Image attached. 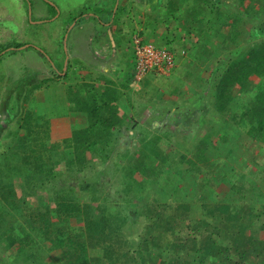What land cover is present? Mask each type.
I'll use <instances>...</instances> for the list:
<instances>
[{
  "label": "rangeland",
  "instance_id": "374dc122",
  "mask_svg": "<svg viewBox=\"0 0 264 264\" xmlns=\"http://www.w3.org/2000/svg\"><path fill=\"white\" fill-rule=\"evenodd\" d=\"M47 1H50L49 4L52 3L51 8H48L43 0H0V46H10L0 55V122L9 116L10 122L14 117H19L20 121L21 119L28 121L33 129L31 130L33 137L30 136L28 143L38 145V141L39 144L44 142L48 151L43 158L47 163L57 162L56 167L61 171L59 175L61 177L52 179L39 195L47 196L49 190H68L74 187L76 188L74 195L79 199L81 206L85 201H89V196L81 197L78 192L80 190L77 187L83 184V187L85 185L91 187L90 190L96 189L97 197L100 195V199L107 198L112 209L121 211V215L126 217V225L119 235V240L124 242L118 243V246L130 241L138 245L129 250L130 258L123 257L114 264H139L140 258L134 257V251L144 244L150 245L151 249L148 256L142 253L147 264L155 261L154 251L159 248L162 251L160 261L156 259L157 262L200 264L211 261V264H218L211 254L206 257L202 253L203 229L199 231L195 228L196 225H200V221L205 219L219 227L227 224L225 212L220 213L219 219L213 214L217 215L222 206L229 205L232 210L238 208L239 219L236 220L240 224L252 227L253 230L264 224L262 216L264 200L255 196L259 191L261 195L264 194V145L253 141L247 135V130L258 121V116L254 115L251 107L255 106L257 95L264 90V75L262 77L252 75L242 88H231L223 98H220L218 87V81L230 64L245 60L250 50L258 49L264 42V0H198L203 9L209 10L207 17H212L207 22L208 28L200 24L196 29L189 28L190 31L185 32L183 27H177L175 32V26H171V19L167 16H170L169 13L173 15L171 9L176 7V11H180L178 15L175 14L176 19H181V22L178 20L177 23L182 26L193 0ZM114 3L112 20L117 19L116 15L120 11L116 25L118 29L121 28L123 35L128 36L126 40L140 34L148 44L155 46L171 42L176 53L175 61L182 57L188 60V64L180 69L175 66L172 74L168 76H160L156 71H152L142 79L136 80L131 73V80L137 83V86L129 87V91L124 90V96L118 99L120 103L118 106L123 113V123L119 128L112 129L116 130L114 132L116 135L115 140L109 143L111 152L108 158L104 163L94 161L87 171L76 173L75 166L67 167L66 158L71 151L63 153V149H66L68 144L71 145L70 138L61 141L52 139L54 143L47 139L49 122L35 118L36 115L30 111L31 103L28 105V101L29 99L31 101L32 89L43 83L41 80L43 76H47L48 79L63 78L71 87L72 97L77 95L78 99H83L85 94H89L88 91L91 92L90 83L83 81L78 84L77 75H71L74 76L71 78L68 77V73H62L66 57L63 40L75 26L74 18L80 13H96L103 16L106 9L112 7ZM30 8L32 12H37V16L33 17L36 19H33L34 21L41 19L48 22L30 25L27 19ZM41 8L44 10L47 8V13ZM192 18L195 21L200 19L195 14H192ZM195 37L199 41H191ZM183 40H186L184 43H188L190 51L187 53L181 45ZM14 44L22 45V48L15 50L17 53L25 52L22 54L23 67L19 57H7L5 54L13 49ZM27 45H34L40 52L42 47L44 49L48 47L45 50L50 52L52 57L44 55L47 62L41 64L36 57L32 59L33 56L30 54L27 56V52L24 51ZM53 47L55 51L52 53L50 50ZM211 53L213 54L210 58H207L206 56ZM28 59L35 64V60H38L40 69H37V66L36 69L27 68ZM133 61L132 51L130 53L132 67ZM49 62L54 71V67H59L60 75L65 76L57 77L59 72L53 73ZM178 71L180 73L175 75ZM173 76L177 81L175 80L174 84L167 83ZM162 78L167 80L162 82ZM71 82L74 84L71 85ZM123 101L126 103L125 109L121 105ZM25 103L27 104L24 105ZM219 105H222V111L218 110ZM261 107L259 106L256 111L260 113ZM149 109L150 112L147 111ZM47 113L55 114L56 111L49 106ZM243 113L246 117L241 116ZM65 114L63 111L62 115ZM63 124L62 128H67V125L63 127ZM33 133L39 134L38 137ZM143 136H146V140L156 138L157 148L162 153L160 158L139 153L140 139ZM12 137H15L13 133L11 140ZM17 141L20 142V139ZM52 143L54 146H50ZM126 151L127 157L119 155ZM14 152L16 154L9 158L22 163L26 149L25 152L19 149ZM20 152L22 156L19 155ZM137 160H141L145 168L142 173L131 168L137 181L131 184L128 182L129 178L123 176L121 169L126 163L133 167V162ZM234 170L237 177L243 175L245 179L241 181L239 178L236 179ZM148 171L157 174L154 180L145 179L143 173ZM8 172L11 174L2 178V182H9L10 177L17 171L10 169ZM222 176L223 179H220ZM139 182H142L141 188L136 187ZM232 182H235L233 184L237 192L233 190ZM12 188L15 196L20 198L22 190L19 186ZM249 188H253V191H249ZM34 200L30 199L31 202ZM51 205H53L51 209L54 210L55 204ZM149 205L153 206L152 211L145 210L150 207ZM235 206L237 208H234ZM0 207V218L3 221L8 224L22 221L26 227L27 222L22 219L24 214L19 212L20 209L22 211V207L13 208L6 204H1ZM34 210V207L23 208L26 214L35 212ZM55 220V224L59 225L56 218ZM59 220L65 223L66 219L61 217ZM75 220L71 218L68 222L71 226H76ZM29 221L34 225V229L43 224L41 219L37 218ZM12 229H7L9 235ZM255 234L264 240V232L255 231ZM3 235L0 240V264H62L63 253L69 251V257L72 254L71 259L79 256L81 262L83 261L84 254L78 249L71 250L68 246H63L65 248H61L62 251L59 249L42 255L39 245L29 246L19 242L8 245L6 235ZM152 242L156 243L157 247L151 244ZM182 244H187L185 246L187 254H184L185 248L181 246ZM89 254L90 251L86 256ZM247 261L249 264L254 262L262 264L264 258L248 257ZM85 264H95V261L89 260Z\"/></svg>",
  "mask_w": 264,
  "mask_h": 264
},
{
  "label": "trees",
  "instance_id": "16d2710c",
  "mask_svg": "<svg viewBox=\"0 0 264 264\" xmlns=\"http://www.w3.org/2000/svg\"><path fill=\"white\" fill-rule=\"evenodd\" d=\"M114 5L115 3L112 7L106 9V13L104 14L106 16H100L96 13L86 14L83 12L74 18V21H76V23L96 21L102 24L105 22L108 24L109 21L112 20ZM48 6L51 8L53 5L48 4ZM197 6L198 11L196 14H198V12L203 13L205 15L203 16L204 20H209L210 18L207 17L209 10L203 9L199 3H197ZM116 17L118 20L117 15ZM203 18H200L199 20H203ZM107 29L109 30L108 27ZM118 32L122 33L121 28L118 29ZM139 35L135 34L131 39L132 51L134 50L133 38H138L141 42L148 43V41L144 40L141 35ZM170 43L171 42H167L156 47H165L176 55L175 50ZM195 46H197V44H195ZM9 47L10 46L8 45L6 47L0 46V55L6 50V48ZM20 47H22L21 44H14L11 51L14 52ZM212 54L213 53L207 55L206 57L210 58ZM174 60H176V57ZM60 74L61 73L59 72L56 76H65ZM252 75L256 77H262L264 75V42L258 49L250 50L246 54L245 60L230 64L228 68L225 69L223 77L218 81L220 98H223L231 88H242ZM82 86L85 87L84 84H82ZM90 89L91 92L88 91L89 94H85L83 99H78V96L74 97L77 104H80L81 110L87 114L89 125L85 129L74 132L73 134H77V136L74 135L73 137L72 135L69 140L71 145L68 144V147L63 149V153H65L67 149H70L71 152H69V155L71 157L66 160L68 165L67 167L70 168L75 166L76 173H83L84 171H87V168L95 163L94 161L97 163H104L106 161L111 152V146L109 143H112L115 140L116 135L114 133L116 130L113 131L112 129H115L116 127L119 128V126L123 123V119L120 116L121 111L118 105H116L118 97L122 96V94L118 95L119 92L113 89L109 91V88H107L103 93H99L97 92V87L93 84ZM256 101L257 103L255 106L253 105L251 107V110L255 116H258V121L247 130V135L253 141L264 145V90L257 95ZM259 106H262L260 113L256 111ZM221 109H223V107L222 105H219L218 110L222 111ZM243 115L246 117V114H241V116ZM10 120V116L7 119L2 120L0 122V127L4 128ZM20 122L23 123L17 127V130L27 128V131L22 135L23 142L20 143L21 145L14 147V149H12L13 151L10 149L11 151L7 154H0L2 156V158H0V172L2 171L0 174V205L6 204L9 207L14 208H18L20 202L17 203L15 201L13 189H11V186L7 184L8 182H2V178H5L7 174H10L8 171H10L12 167L21 165L19 162L17 163L15 160H11L9 158L16 154L14 152L15 150L19 149L25 152L26 149V156L22 159V164L24 165L26 172L24 174L26 186H24L21 191L20 199H23V196L28 197L30 194L36 193V189L39 187L38 185L41 184L47 187L52 179L61 177L59 176L61 171L58 167H56L58 163H47V161L43 158V155L48 151L47 148H45V143L42 142L39 144V141L37 142L38 145L28 143L30 136H32L31 132L33 129L30 126L26 127L28 121L21 119ZM18 134V131H16L15 134L13 133L14 136H17ZM34 134L36 133H33V135ZM36 135V137H38L39 134ZM9 136H11V133ZM153 138L146 140V136H143L140 139L139 153L143 152L146 155L160 158L162 153L157 148V143L155 141L156 138ZM71 140L75 141L73 142ZM52 142L54 143V141ZM53 143L50 146H54ZM88 144L91 145V147H89ZM229 150L231 151L232 149L229 148ZM127 154L128 153L126 151L119 155L127 157ZM19 155L22 156L23 154L20 152ZM133 164V167H130V165L126 163L121 169L123 171V176L129 178L130 181L128 182L131 184H135L137 182L134 179L131 168H134L139 173H142V170L145 168L141 160H137V162H133ZM143 174L145 175V179L147 181L149 179L154 180L157 176L156 173L154 174L151 171ZM233 174H235V170ZM235 176L236 174L234 177ZM237 178L239 177L236 176V179ZM42 179L46 180L45 183L40 181ZM220 179H223V176L220 177ZM239 179L241 181L245 179V177L240 175ZM233 183L235 182H232V187L234 188ZM82 185L77 187V189L80 190L78 192H80L81 197H83V195L89 196V201H85V203L81 206L78 201L79 199L74 195V191L76 189L74 187L69 188L68 190L53 189L54 191H50V194L53 195L50 198L55 203V208L52 210L53 213L51 217L48 214V217H44V219L41 218L45 226L44 229H34V225L31 224L29 221L30 219L27 217L24 218V221L29 223L28 227H25L24 225L20 226V223L8 224L0 218V240H2L1 236H4L3 234H5L8 245L19 242L21 244L26 243L29 246H37L39 243L45 242L54 245L53 247L55 248L57 246H61L62 248H65L63 246H68L71 250L78 249L82 254H84V257H82L83 261L81 262V257L78 256L77 258L71 259L72 254L70 256L71 258L69 257L70 251L68 253L64 252L63 258L65 261L62 259V264H85L89 260L95 261V264H114L121 261V258L123 257L130 258L128 257L129 250L138 247V245L136 246L133 241H130L125 243L126 246L123 243L118 246V243L124 242L119 240V235L121 231H123V227L126 225V217L121 215V211H114L107 198L103 197L105 199H100V195L97 197L96 189H91V191V187L86 185L83 187ZM136 187L141 188L142 182L137 183ZM233 190L237 192L235 188ZM249 191H253V188H249ZM255 196L262 197L260 191L255 193ZM41 203L43 204V202ZM42 204H40L39 207H41ZM149 206L150 207L148 209H145L146 211L153 210V206ZM42 208L47 209L46 211L49 210L45 205ZM234 208L237 207L235 206ZM262 208V216L264 218V204ZM223 209H225V211H223ZM234 210H232V207H229V205L226 207L224 205L217 215L213 214L215 218L217 217L219 219L220 213L225 212L227 224H223L221 227L215 223L208 222L205 219L200 221L201 223L199 226H195V228L199 231L203 229V255L207 257L211 254L218 264H249L247 261L248 257L256 258L263 256L264 258V240L255 234V231L264 232V224L257 228V230H253L252 227H246L236 220L239 219L237 214L239 213L238 208ZM95 212L97 213L95 214ZM54 217L59 222V225L54 223ZM61 217L66 219L65 223L60 222L59 219ZM71 218L76 219V226H71L68 222ZM8 228H13L10 235L7 231ZM16 228L19 230H16ZM151 244L157 247L156 243L152 242ZM181 246L185 248L187 244H182ZM156 250L154 251L155 261H152V264H165L163 262L156 261V259L159 260L162 249L159 248L157 253ZM89 251V256H86ZM184 251V254H187L186 248ZM134 252V257L140 258L139 264H147L145 261L146 259L142 257V253L144 252L148 256L151 252L150 245L147 246L144 244V246H139V248H137ZM134 257L132 258L136 261ZM151 260H153V258H151ZM208 262H202L200 264H211V261Z\"/></svg>",
  "mask_w": 264,
  "mask_h": 264
},
{
  "label": "crops",
  "instance_id": "0c3cea01",
  "mask_svg": "<svg viewBox=\"0 0 264 264\" xmlns=\"http://www.w3.org/2000/svg\"><path fill=\"white\" fill-rule=\"evenodd\" d=\"M49 2L50 1L43 0V3L47 4V7H48ZM197 3L198 1L193 0V4L189 5V14L187 15V17H185L186 21L184 22L182 26H180V24L177 23L178 20H180L181 22V19L180 18L176 19V16L180 13V11H176L177 8L172 7L171 13H173V15L169 13L170 16H167V18L171 19L170 21L171 26L172 27L175 26V32H177L176 30L177 27H183L185 29L184 30L185 32V31H190L189 28L196 29V26L200 24L201 26L206 25L208 28V25H209L207 24L208 20L195 21L192 18V14H195L196 17H200V18L205 16L203 13H200V12L196 14V12L198 11ZM50 5H52V3ZM43 8L41 9L47 13L46 11L47 8H45V10ZM36 13L32 12L31 8L29 9V13L27 12V19L30 25H36V24H39L40 22L45 21L41 19L34 21L36 20L34 18L37 16ZM117 16H119V13L117 14ZM211 18L212 17H210V19ZM116 20H110L108 24H106V22L102 24L96 21L76 23L75 26L71 28L69 33L65 35V39L63 40V48H64V52L66 53V57H65V66H64V70L62 71V73H65V74L68 73V77L71 75H77L79 79H77L76 82H78V84L83 81L88 82L91 85L93 84L97 87V92L99 93H103L107 88H109L108 89L109 91H111L112 89L117 90L119 92L118 95L122 94V96L118 97V99H121V97L124 96L123 95V93L125 92L124 90L127 89V91H129L130 89L128 88L131 86L133 87L137 86V83H133L131 80V77H132L131 73H132V68H133L132 62H130V53H132L131 40L129 39L126 40L128 36L123 35V33L118 32ZM45 22H48V21H45ZM107 27L109 28V30L107 29ZM179 29H182V28H179ZM115 34H117V36H115ZM185 41L186 40H183V43H181V45L186 49V53H187V51H190V50L187 45L188 43H184ZM191 41L197 42L199 40L198 38L195 37ZM33 43L36 44L34 41ZM48 46L50 49L51 45L49 44ZM38 47H41V46H38ZM24 48H26L24 51L27 52L26 53L27 56L28 54H30L31 56H33L32 59L36 57L40 62H42L41 64H45V62H47L44 58V55H47L48 58L52 57L50 52L45 50L48 47L45 49L44 47H42V49L40 48L41 52L34 45H27ZM50 51L53 53L55 51L54 47ZM23 53L25 54V52H22V54ZM5 54H7V57H12V58L19 57V59L21 60L20 63H22L21 67H23L24 59L21 53H17L16 51L13 52L9 50ZM38 60H35L36 62L35 64L33 63V61L31 62L30 59H28L27 68L35 67L34 69H36V66H37V69H40ZM176 62H177V65H176L177 69L183 68L185 65L188 64V60L182 57H180V59H178ZM49 67L50 69L53 70V67L50 65V62H49ZM58 68L59 67L55 68L56 71L53 70V73L60 72ZM2 73L4 72L2 71ZM5 73H7V71ZM178 73H180V71L176 72L175 75ZM71 78H74V76H71ZM62 79L63 78L48 79L47 76H43L41 78V80H43V83L41 84V86L37 88L35 87L34 89H32L31 101L30 99L28 101L29 102L28 105L31 103L30 111L36 115L35 118L40 119V121L45 120V122L47 121L49 122V123L47 122L49 124L47 128L48 130L47 132L49 133L48 139H50L51 141L53 140L61 141V140L70 138L74 132L85 129L89 125L87 114L83 112V110H81V108L77 104L76 99L72 97L73 93L71 95L70 85H68V83L64 82L65 80L64 79L62 80ZM166 80L167 79L162 78L161 81L164 82ZM175 80L177 81V79L176 78L174 79V76H173L170 78V82L167 80V83L170 84L172 82L174 84ZM74 83L71 82V85H73ZM73 89H77V88H73ZM86 91L87 89L85 90V92ZM26 104L27 103H25L24 105ZM118 104L120 103H118V100H117L116 105ZM124 104L126 103L123 101L121 103L122 107H124ZM46 105L48 108L50 106V108L54 109L56 113L46 114V111H47ZM137 105L139 104L137 103ZM118 107L119 109L121 108L120 106ZM63 111H65L66 113L65 115H62ZM147 111L150 112L151 110L149 109ZM41 113H44V114H41ZM120 116L121 117L123 116L122 111H121ZM21 123L23 122H20L19 117L17 118L14 117L13 120L10 123H8L4 128L0 127L1 128L0 130V154H7L9 151L14 149V147L18 146L17 145L18 143L20 144L23 142L22 135L27 131V128L23 127L24 129L17 130V127ZM62 123H64L63 127H65V124H66L67 128L65 129L62 128ZM26 125H27L26 127L30 126L29 124H26ZM16 131H18L19 134L15 137H12V140H11V136H9L10 133L15 134ZM16 139L17 140L20 139V142H18ZM15 140H16V143L14 144ZM67 151L68 149L65 151V153H67ZM67 156L68 157L66 159L71 157L69 153L67 154ZM0 158H2L1 155H0ZM20 164L21 165L19 166H15L11 168L17 171L15 174H13L10 177V181L7 183L8 185L11 186V189H13L12 186H19L20 190H22L23 187L26 186V179L24 178V174L26 173L24 169L25 167L22 163ZM21 171H24V172H21ZM40 181L45 183L46 180L42 179ZM38 186L39 187L36 189V193L30 194L28 197L23 196V199L17 198L14 195L15 201L17 203L20 202L21 204V206L19 204V207H22V211L20 209L19 212L21 214H24L22 219L27 217L29 219L37 218L40 220L41 218L44 219V217H48L47 216L48 214L51 217L53 213L51 209L53 205H51V203L53 204L54 202L50 198L53 195L50 194V190H49L47 192V196L43 194H41L40 196L39 194L44 191V188L46 186L41 185V184ZM20 195H21V191H20ZM31 198H34L35 200L31 202L30 201ZM261 200H264V194L262 195ZM41 202H43V204ZM40 204H42L41 207H39ZM44 205L48 209H51V210L46 211L47 209L42 208ZM25 207L27 208L34 207L35 212H29L28 214H26L25 211H23V208ZM53 220L55 223L56 222L55 217ZM19 223H20V226L23 225L22 221H20ZM28 226H29V223L27 222L26 227ZM39 228L44 229L45 226L42 224ZM53 246L54 245L50 243H45V242L39 243V247L43 253L42 255H46L45 253L50 254L51 252L62 248L61 246H57L56 248Z\"/></svg>",
  "mask_w": 264,
  "mask_h": 264
},
{
  "label": "built area",
  "instance_id": "2783aa9c",
  "mask_svg": "<svg viewBox=\"0 0 264 264\" xmlns=\"http://www.w3.org/2000/svg\"><path fill=\"white\" fill-rule=\"evenodd\" d=\"M133 70L136 80L142 79L147 73L156 71L160 76H168L175 67V55L165 47H156L153 44L133 41Z\"/></svg>",
  "mask_w": 264,
  "mask_h": 264
}]
</instances>
